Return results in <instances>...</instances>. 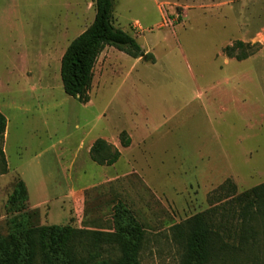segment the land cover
I'll list each match as a JSON object with an SVG mask.
<instances>
[{"label": "rangeland", "instance_id": "374dc122", "mask_svg": "<svg viewBox=\"0 0 264 264\" xmlns=\"http://www.w3.org/2000/svg\"><path fill=\"white\" fill-rule=\"evenodd\" d=\"M95 16L96 0H0V236L33 210L39 228L115 232L123 200L146 230L142 264H182L174 226L188 239L196 215L264 183V0H116L115 25L155 61L106 47L83 102L66 94L61 62ZM98 139L121 151L113 166L92 160ZM21 180L20 212L10 198Z\"/></svg>", "mask_w": 264, "mask_h": 264}, {"label": "trees", "instance_id": "16d2710c", "mask_svg": "<svg viewBox=\"0 0 264 264\" xmlns=\"http://www.w3.org/2000/svg\"><path fill=\"white\" fill-rule=\"evenodd\" d=\"M116 0H96V16L93 23L67 48L61 62L63 87L69 96L83 102L89 100L88 92L94 78L97 61L108 46L115 47L127 55L146 61H155L154 55L146 52L130 33L115 25ZM241 41L228 46L225 51L233 55ZM238 60L247 55L236 56ZM8 120L0 111V173L8 171L4 151ZM123 147L131 145L126 132L120 135ZM92 160L103 166H113L121 151L98 139L90 150ZM230 187L222 186L220 190ZM29 192L21 180L15 185L10 204L18 211L26 210ZM223 205L212 206L188 221V239L180 229L172 228L180 242L186 243L182 264H264V183L239 194L227 195ZM224 200V199H223ZM115 232H100L52 225L39 228L37 210L24 212L21 220L12 221V232L0 236V264H142L140 253L146 237L134 211L119 200L113 207ZM90 237L94 251L88 249L83 240ZM120 244L118 255L103 256L97 249L100 243Z\"/></svg>", "mask_w": 264, "mask_h": 264}]
</instances>
